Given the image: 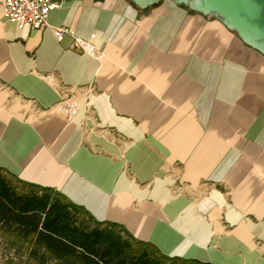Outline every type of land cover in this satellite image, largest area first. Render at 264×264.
Here are the masks:
<instances>
[{
    "label": "crops",
    "instance_id": "1",
    "mask_svg": "<svg viewBox=\"0 0 264 264\" xmlns=\"http://www.w3.org/2000/svg\"><path fill=\"white\" fill-rule=\"evenodd\" d=\"M52 1L0 17V169L165 258L264 264V56L171 0Z\"/></svg>",
    "mask_w": 264,
    "mask_h": 264
},
{
    "label": "trees",
    "instance_id": "2",
    "mask_svg": "<svg viewBox=\"0 0 264 264\" xmlns=\"http://www.w3.org/2000/svg\"><path fill=\"white\" fill-rule=\"evenodd\" d=\"M0 238L34 264H203L165 258L116 225L93 222L53 190L21 182L1 169Z\"/></svg>",
    "mask_w": 264,
    "mask_h": 264
},
{
    "label": "water",
    "instance_id": "3",
    "mask_svg": "<svg viewBox=\"0 0 264 264\" xmlns=\"http://www.w3.org/2000/svg\"><path fill=\"white\" fill-rule=\"evenodd\" d=\"M146 8L160 0H129ZM189 10L213 17L246 46L264 56V0H171Z\"/></svg>",
    "mask_w": 264,
    "mask_h": 264
},
{
    "label": "built area",
    "instance_id": "4",
    "mask_svg": "<svg viewBox=\"0 0 264 264\" xmlns=\"http://www.w3.org/2000/svg\"><path fill=\"white\" fill-rule=\"evenodd\" d=\"M58 7L59 4L52 0H0V17L19 29L39 31L48 27L49 15ZM55 32L58 38L65 34L72 35L74 49L85 51L86 47L92 46L90 40L78 38L65 28L56 29Z\"/></svg>",
    "mask_w": 264,
    "mask_h": 264
},
{
    "label": "rangeland",
    "instance_id": "5",
    "mask_svg": "<svg viewBox=\"0 0 264 264\" xmlns=\"http://www.w3.org/2000/svg\"><path fill=\"white\" fill-rule=\"evenodd\" d=\"M12 260L14 264H34L28 261L25 254L17 255L9 247L5 240L0 238V264H7L8 260ZM49 264H58L56 261H51Z\"/></svg>",
    "mask_w": 264,
    "mask_h": 264
}]
</instances>
